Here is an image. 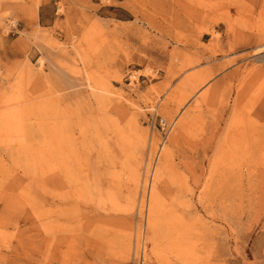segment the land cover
Listing matches in <instances>:
<instances>
[{
	"label": "rangeland",
	"instance_id": "374dc122",
	"mask_svg": "<svg viewBox=\"0 0 264 264\" xmlns=\"http://www.w3.org/2000/svg\"><path fill=\"white\" fill-rule=\"evenodd\" d=\"M0 264H264V0H0Z\"/></svg>",
	"mask_w": 264,
	"mask_h": 264
},
{
	"label": "bare ground",
	"instance_id": "6f19581e",
	"mask_svg": "<svg viewBox=\"0 0 264 264\" xmlns=\"http://www.w3.org/2000/svg\"><path fill=\"white\" fill-rule=\"evenodd\" d=\"M167 158V157H166ZM69 199V198H68ZM48 214V213H47ZM152 218V217H151ZM152 220L154 221V219L152 218ZM153 225V224H152ZM60 228V227H59ZM61 228H63V226L61 227ZM150 228V227H149ZM154 228V227H153ZM57 230V229H56ZM155 233V232H154ZM179 234H181V233H179ZM169 235V234H168ZM171 236V235H170ZM181 236H182V234H181ZM187 236V235H186ZM175 237V236H174ZM176 238V237H175ZM72 239V238H71ZM77 239V238H76ZM80 239V238H79ZM187 239V238H186ZM73 240V239H72ZM75 240V239H74ZM190 241V240H189ZM55 243H56V241H55ZM76 243V242H75ZM216 243V242H215ZM69 245H67V247H68ZM215 247V246H214ZM69 248V247H68ZM73 250V249H72ZM63 253H65V252H63ZM69 253V252H68ZM67 253V254H68ZM66 254V253H65ZM66 258H68V257H66ZM213 259V258H212ZM218 259V258H217ZM177 261H179V260H177ZM65 263V262H64Z\"/></svg>",
	"mask_w": 264,
	"mask_h": 264
},
{
	"label": "built area",
	"instance_id": "2783aa9c",
	"mask_svg": "<svg viewBox=\"0 0 264 264\" xmlns=\"http://www.w3.org/2000/svg\"><path fill=\"white\" fill-rule=\"evenodd\" d=\"M161 124H162V126H163V127H165V126H166V123H165V122H163V123H161Z\"/></svg>",
	"mask_w": 264,
	"mask_h": 264
}]
</instances>
